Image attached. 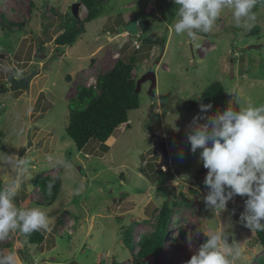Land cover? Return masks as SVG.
Masks as SVG:
<instances>
[{
    "label": "rangeland",
    "instance_id": "1",
    "mask_svg": "<svg viewBox=\"0 0 264 264\" xmlns=\"http://www.w3.org/2000/svg\"><path fill=\"white\" fill-rule=\"evenodd\" d=\"M178 7L173 0H107L75 43L61 48L54 40L62 21H72L73 10L80 21L86 16L78 0H0V152L30 161L31 178H24L15 203L41 208L51 227L40 230V245L22 244L23 236L10 234L0 242V253L15 252L21 264H137L123 233H130L136 253L168 204L169 234L157 264H186L213 232L230 237L239 253L233 264H264L255 230L240 221L247 197L234 196L221 213L206 207L202 149L191 151L187 139L198 114L211 117L227 107L239 111L264 104V9L252 10L256 20L247 30L224 9L210 32L191 41L173 30ZM133 20L150 22L147 43L139 33L117 34ZM118 59L133 64L136 83L147 72L155 74L153 95L150 83H143L139 108L128 113V122L105 143L90 141L78 151L66 134L70 101L79 89H94ZM12 71L16 79L38 74L28 90L11 91ZM212 83L224 88L227 106L201 113L200 106L210 104L200 95ZM192 100L197 106L185 114L183 105ZM153 134L166 144L165 171ZM50 155L71 167L50 166ZM13 172L0 170V188ZM46 176L59 177L61 187L52 205L40 206L34 183Z\"/></svg>",
    "mask_w": 264,
    "mask_h": 264
},
{
    "label": "clouds",
    "instance_id": "2",
    "mask_svg": "<svg viewBox=\"0 0 264 264\" xmlns=\"http://www.w3.org/2000/svg\"><path fill=\"white\" fill-rule=\"evenodd\" d=\"M178 5L173 30L196 41L199 34L210 32L221 12L231 10L237 27H252L256 14L252 11L260 0H173ZM211 105H201L207 113ZM207 120L200 124L198 121ZM191 151L202 149L200 161L207 174L203 184L208 189L204 196L206 207L222 212L234 196L247 197L240 221L251 231H264V104L239 111L227 107L208 117L197 115L192 120V132L187 137ZM50 166L71 167L65 161H54ZM30 161L0 152V170L13 169L9 181L0 188V242L18 233L26 244L33 232L51 231L50 217L39 207L19 208L15 197L30 177ZM29 188L31 186L28 185ZM53 184L47 185L51 196ZM238 250L229 245L224 232H213L186 264H233ZM0 264H21L15 252L0 253Z\"/></svg>",
    "mask_w": 264,
    "mask_h": 264
},
{
    "label": "trees",
    "instance_id": "3",
    "mask_svg": "<svg viewBox=\"0 0 264 264\" xmlns=\"http://www.w3.org/2000/svg\"><path fill=\"white\" fill-rule=\"evenodd\" d=\"M78 1L85 8L86 16L80 21L76 10H73L70 16L72 21H68V19L62 21V33L54 40V44L58 47L72 46L77 38L84 33V25L100 14L107 0ZM256 6L264 9V0H260ZM0 19H4L1 14ZM20 26L19 24L16 27L21 28ZM137 28L139 39L147 43L145 36L149 32L150 22L139 21ZM133 67V64L118 59L113 67L97 80L94 89H79L74 99L70 101L71 108L69 109L66 134L78 151H81L90 141L105 143L117 128L128 122V113L139 108V97L135 93L136 82L131 75ZM200 99L210 104L214 111L222 110L227 106V97L220 83H212L200 95ZM196 106V101H187L182 110L188 114ZM203 172H205V168L199 172V175L204 174ZM174 174L176 175V173ZM49 183L53 184L51 196L47 194ZM34 185L37 186L42 199L40 206H50L56 201L61 187L59 177L38 178ZM206 190L208 189L206 188ZM170 215L171 208L168 204H163L156 216L153 233L138 243L136 253L130 233L128 231L123 233L122 242L134 263L157 264L158 256L164 249L169 234ZM255 238L264 249V231H255ZM206 239L207 237H204L200 245ZM43 240L44 235L40 231L33 232L28 237V243L31 245H40Z\"/></svg>",
    "mask_w": 264,
    "mask_h": 264
},
{
    "label": "water",
    "instance_id": "4",
    "mask_svg": "<svg viewBox=\"0 0 264 264\" xmlns=\"http://www.w3.org/2000/svg\"><path fill=\"white\" fill-rule=\"evenodd\" d=\"M123 33H127L129 36H136L138 33V28H137V21L133 20L130 23L120 27L117 31V34H123ZM255 49L254 46L249 47V49ZM14 71H12L10 73V75L8 76V82L10 83V90L14 91V90H19V89H25L28 90L29 89V83L30 81L38 74V72H33L27 76L22 77L21 79H16L14 77ZM145 82H149L150 83V88H149V94L153 95L154 89L156 87V77L155 74L153 72H147L146 74H144L141 79L136 83V90L135 93L138 94L140 91V87L143 83ZM2 88L0 87V92H2ZM29 135H28V139H29ZM152 138L155 139L158 142V148L160 151V154L162 156V164L165 167L169 168V159H168V155H167V149H166V144L165 142L156 134L152 135ZM173 177V175H172ZM227 242L230 244L231 243V239L230 237H226Z\"/></svg>",
    "mask_w": 264,
    "mask_h": 264
},
{
    "label": "built area",
    "instance_id": "5",
    "mask_svg": "<svg viewBox=\"0 0 264 264\" xmlns=\"http://www.w3.org/2000/svg\"><path fill=\"white\" fill-rule=\"evenodd\" d=\"M128 35V34H127ZM137 45V44H136ZM137 47H138V45H137ZM160 170H162V171H165L166 170V167L162 164L161 166H160Z\"/></svg>",
    "mask_w": 264,
    "mask_h": 264
},
{
    "label": "flooded vegetation",
    "instance_id": "6",
    "mask_svg": "<svg viewBox=\"0 0 264 264\" xmlns=\"http://www.w3.org/2000/svg\"><path fill=\"white\" fill-rule=\"evenodd\" d=\"M155 140V139H154ZM158 143V142H157Z\"/></svg>",
    "mask_w": 264,
    "mask_h": 264
}]
</instances>
